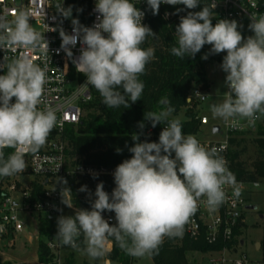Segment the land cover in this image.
Returning a JSON list of instances; mask_svg holds the SVG:
<instances>
[{"label":"clouds","instance_id":"9594fccd","mask_svg":"<svg viewBox=\"0 0 264 264\" xmlns=\"http://www.w3.org/2000/svg\"><path fill=\"white\" fill-rule=\"evenodd\" d=\"M146 3L153 15L159 14L161 4L183 5L184 9L178 8L177 13L201 5L200 0ZM216 6L205 5L180 17L171 54L181 59L195 57L205 45L211 47L202 56L204 60L210 54L226 53L220 67L226 73L227 93L221 103L210 106L211 115L231 127H242V122L254 126L264 118V14L250 15L248 28L253 35L244 38L234 19H219L213 25ZM57 9L65 18L72 16L71 7L57 4ZM94 11L96 22L91 27L72 19L73 34L61 29V47L71 58L69 46L75 47L79 42L80 55L73 63L86 77V84L100 93L107 107L129 106V102L140 100L144 84L139 77L155 56L154 49L141 45L156 33L142 23L145 12L132 0H96ZM30 18L25 10L17 11L11 18L0 15V50L48 51V41ZM0 70V177H10L25 170L26 152L37 154L45 146L58 117L54 109L40 107L44 103L47 65L41 67L22 52L12 57L5 54ZM194 94L205 96L198 91ZM159 103L165 107L144 115L153 128L164 125L158 142H140L139 134H134L135 143L128 149L131 157L113 172L115 187L111 194L100 182L90 210L76 208L72 216H58L55 237L63 246L96 260L105 256L109 238H113L131 257L152 256L158 253L165 237L182 236L184 225L197 211L201 198L209 210H215L227 198L226 187L233 189L235 197L241 195L227 160L216 148H206L194 135H185L179 119H169L175 109L166 97ZM139 127L143 129V122ZM5 148L14 151L5 156ZM96 175L93 174L94 179ZM79 191L87 192V186H81ZM62 203L74 207L64 198ZM105 211L115 213V225L103 217ZM81 235L83 249L77 243Z\"/></svg>","mask_w":264,"mask_h":264},{"label":"built area","instance_id":"2783aa9c","mask_svg":"<svg viewBox=\"0 0 264 264\" xmlns=\"http://www.w3.org/2000/svg\"><path fill=\"white\" fill-rule=\"evenodd\" d=\"M260 1L208 0L209 6L213 3L217 4L213 9L212 23L214 25L219 19H234L241 26L240 31L247 32L248 36L253 35L248 28L249 17L252 13L264 14ZM132 2L145 12L142 23L147 25L149 8L146 0H132ZM95 3L96 0H0V15L6 14L11 18L19 10L28 11L32 16L30 23L37 31L44 34L48 41V51L27 52L24 49H16L5 53L0 50V61L5 54L12 57L24 52L41 67L47 65L44 103L40 107L54 109L58 117L57 125L49 134L45 146L37 154L25 153V170L10 177H0V249L12 248L15 237L25 233L22 214H38L40 219H50L55 222L53 235L45 237L44 241L55 264H66L69 258L64 257V253L75 250L70 246H63L55 237L57 218L64 215L65 204L62 203V199L67 201V198L71 197V191H63V189L71 190L72 182L79 177L93 176V174L113 176L114 172L88 167L77 162L76 158L72 159L66 135L70 128H76L81 123L84 117L83 104L91 100L92 86L86 84V77L76 70L73 63V60L80 55L81 44L78 42L75 47L69 46L73 54L70 58L61 47L60 31L63 29L65 33L73 34L72 19H78L81 25L91 27L96 22ZM57 4L63 5L64 8L71 7L72 16L63 17L57 9ZM176 6L161 4L160 7L173 8ZM210 47V45H205L208 51ZM0 74H3L2 70ZM197 91L205 96L202 98L194 94ZM207 98L205 90L201 86H196L190 92L189 101L201 105L206 102ZM199 120L201 126L209 125L207 118L199 116ZM242 124V127H231L225 123L227 139L224 142L200 143L209 149L216 148L219 155L227 160L229 167L232 149L230 139L236 135L257 133L264 126V118L258 120L254 126H248L244 122ZM147 136L155 137L151 130ZM13 151L12 148H5V156ZM65 180L66 184L63 183ZM238 184L241 188V195L238 198L235 197L233 189L226 187L227 198L215 210H209L202 202L204 198H201L197 211L184 225V236L193 241L205 239L209 245H217L221 242L230 244L221 252L210 253L221 256L219 259H211V264H250L245 257L235 260L231 257L237 252L241 240V234L236 236V231H242L246 214L253 211L247 203L248 197L253 192L248 191L247 187L252 186L254 190L264 188V181ZM106 220L113 223L112 218ZM25 239L30 240L28 236H25ZM83 239L81 235L77 238V243L81 245Z\"/></svg>","mask_w":264,"mask_h":264},{"label":"trees","instance_id":"16d2710c","mask_svg":"<svg viewBox=\"0 0 264 264\" xmlns=\"http://www.w3.org/2000/svg\"><path fill=\"white\" fill-rule=\"evenodd\" d=\"M200 4L196 9H185L179 13L177 9H184L183 5L173 8L160 7L158 15H153L148 9L147 25L156 35L149 36L141 47L154 49L155 56L147 64L145 73L139 77L144 84L140 100L135 103L129 102V106L109 108L102 102L100 93L91 87V100L83 104L84 117L81 123L76 128H70L66 134L72 159L76 158L77 162L98 170L114 171L118 164L131 157L132 153L128 149L135 143L132 139L134 134H139L140 142H153L159 137L164 125L157 124L153 128L151 122L145 120L144 115L149 111L158 112L165 107L159 103L165 97L169 101V106L175 109L169 119L176 118L185 111L186 120L181 121L182 131L185 135L191 134L196 137L201 125L194 102L189 101L190 92L196 86L208 89L206 67L215 60L216 55L210 54L207 60L202 59V56L209 53L204 46L195 57L186 56L181 59L171 54V48L176 45L175 27L179 24L180 17L186 15L188 11H199L202 6L209 5L208 0H200ZM83 6L85 7V4ZM260 7L264 11V0L260 1ZM118 90L123 92V89ZM140 122L144 124L143 129L139 127ZM150 130L155 137L147 136ZM244 135L233 136L229 141L232 148L229 169L235 174L238 183L264 181V139L255 141L258 149L257 158L248 164L242 160L247 151L246 140L242 137ZM100 182H103L104 190L111 194L115 183L114 177L108 174L96 175L95 179L93 176L79 177L72 182L71 199L75 209H91V201L95 199V188ZM83 185L87 186V192L79 191ZM89 192L92 193L91 196ZM102 215L105 219H113V223L110 224H116L114 212L105 211ZM39 226L40 236L43 238L51 237L55 231V222L50 219H40ZM240 234L239 230L236 231V236ZM177 241V237H165L158 253L151 256L154 264H189L186 257L189 253L210 254L221 252L230 246L223 242L209 245L205 239L193 241L186 236L181 245L177 244ZM109 243L112 250L106 254V260L111 264L116 262L132 264L133 257L127 255L113 238H109ZM80 247H84L83 242ZM38 259L39 264H55L44 241L39 244ZM0 264L11 263L3 261L0 257ZM66 264H75L73 256Z\"/></svg>","mask_w":264,"mask_h":264},{"label":"rangeland","instance_id":"374dc122","mask_svg":"<svg viewBox=\"0 0 264 264\" xmlns=\"http://www.w3.org/2000/svg\"><path fill=\"white\" fill-rule=\"evenodd\" d=\"M242 36L247 38V33L241 31ZM226 53L217 54L215 60L211 61L207 67V79L209 82V90L207 91L208 98L206 102L200 104L194 103L195 111L200 117H205L209 120V125L201 126L196 138L200 142H224L227 139V132L225 130V122L219 118H213L210 111V106L213 104L221 103L227 93V87L224 84L226 73L220 67L222 64L223 56ZM175 119L185 121V111H182ZM219 126L221 134H213V127ZM262 132V133H261ZM246 140L247 151L243 155L242 160L251 164L257 158V146L255 141L264 139V126L255 134H248L242 136ZM158 138L155 141L158 142ZM174 156V154H173ZM263 186V185H262ZM248 191L253 192L248 197V205L253 207L254 210L247 213L245 216V226L241 231V240L237 252L231 257L233 260L247 258L250 264H264V188L254 190L252 186L247 187ZM71 202V197L67 198ZM73 205V204H72ZM64 216H72L75 214V208H69L66 205L63 209ZM21 219L25 223V233L15 237L14 246L12 248H1L0 257L3 261L10 262L11 264H39L38 247L41 241L45 238L40 236L39 215L38 214H22ZM25 236H30L31 241L28 242ZM182 236L177 237V244L181 245ZM243 241V244L241 242ZM74 255L75 264H106L105 258L99 260L90 259L87 255L83 254L80 250H72L69 252ZM66 255V252L64 253ZM66 257V258H68ZM189 264H211V259H219L220 255L215 254H199L189 253L186 256ZM119 264V263H112ZM132 264H154L151 256L143 258H134Z\"/></svg>","mask_w":264,"mask_h":264},{"label":"crops","instance_id":"0c3cea01","mask_svg":"<svg viewBox=\"0 0 264 264\" xmlns=\"http://www.w3.org/2000/svg\"><path fill=\"white\" fill-rule=\"evenodd\" d=\"M246 33H247V32H246ZM247 36H248V34H247ZM207 80H208V79H207ZM208 90H209V82H208V89L205 90L206 94H207V91H208ZM207 96H208V95H207ZM214 127H215V126H214ZM28 237L30 238V240H26V241L30 242V241H31V237H30V236H28ZM241 244H243V241L241 242ZM83 246H84V244H83ZM80 248H81V247H80ZM107 248H108V250H107L106 254L112 250V245H111L109 242H108ZM81 249H83V248H81ZM69 252H70V251L66 252V255H64V257H68ZM106 254H105V256H106ZM74 255H75V254H70V256H69L68 258H70V257L73 256V259H74ZM105 256H104V258H105ZM96 260H99V259H96ZM105 261H106V264H111L110 261L106 260V258H105Z\"/></svg>","mask_w":264,"mask_h":264},{"label":"water","instance_id":"95a60500","mask_svg":"<svg viewBox=\"0 0 264 264\" xmlns=\"http://www.w3.org/2000/svg\"><path fill=\"white\" fill-rule=\"evenodd\" d=\"M213 134L214 135H216V134H221V130H220V127L219 126H215L214 128H213ZM250 209L251 210H254V208L253 207H250ZM262 219H263V217H262Z\"/></svg>","mask_w":264,"mask_h":264}]
</instances>
